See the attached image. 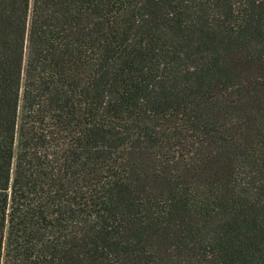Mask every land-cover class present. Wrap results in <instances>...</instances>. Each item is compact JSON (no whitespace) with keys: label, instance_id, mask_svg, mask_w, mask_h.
<instances>
[{"label":"trees","instance_id":"16d2710c","mask_svg":"<svg viewBox=\"0 0 264 264\" xmlns=\"http://www.w3.org/2000/svg\"><path fill=\"white\" fill-rule=\"evenodd\" d=\"M0 264H264V0H0Z\"/></svg>","mask_w":264,"mask_h":264}]
</instances>
